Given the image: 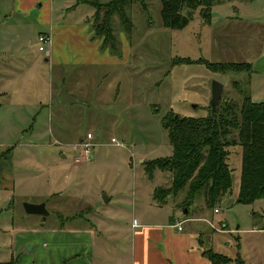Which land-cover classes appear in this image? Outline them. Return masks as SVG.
<instances>
[{"label":"rangeland","instance_id":"rangeland-1","mask_svg":"<svg viewBox=\"0 0 264 264\" xmlns=\"http://www.w3.org/2000/svg\"><path fill=\"white\" fill-rule=\"evenodd\" d=\"M115 1L32 0L36 4L26 13L15 12L9 0L4 2L0 73L15 70L20 76L10 89L23 90L25 98H39L41 104L25 131L10 121L11 112L0 110V264L11 260L13 264H62L67 259L66 264H131L133 233L141 229L139 223L147 222L163 226L164 232L163 238L148 233L153 243L149 246L162 249L166 238L172 249L177 248L175 235L183 233L189 239L186 253L202 258L200 252L211 250L230 258L227 263L218 258L216 264H264V198L252 204L236 201L241 146L230 147L233 189L213 208L202 193L187 206V187L159 204L154 191L169 187L173 175L160 169L153 174L146 171L149 161L173 154L164 124L167 113L207 117L214 80L224 84L220 103H237L239 114L247 95L264 102L260 75L248 68L217 67L212 72L200 63L207 59L225 65L255 59L264 42V22L253 25L240 20L251 6L253 18L263 16L264 0H214L209 14L201 6L192 10L183 29L164 24L163 0H123L125 24L118 13L109 16L107 8ZM189 11L184 8L183 13ZM235 16V21L225 23ZM107 28L115 49L101 33ZM45 32L51 45L40 51L39 36ZM3 41L8 45L3 46ZM63 87L76 95L77 102L59 101ZM88 133L94 136L89 160L79 144ZM29 142L35 144L30 152L23 145ZM62 153H67V159L61 158ZM29 159L40 162L39 181L31 176ZM49 165L65 170L69 178L61 171L56 179L49 178ZM8 166L16 191L5 188ZM24 171L27 175H22ZM21 181L23 189H19ZM39 187L50 189L51 194L37 196ZM24 194L30 197L23 199ZM29 200L46 201L49 215L28 214L24 203ZM87 207L91 215L121 216L120 223L106 221V229L99 224L89 254L86 243L69 228L85 220H68L89 215ZM174 219L183 221L184 231L170 225ZM115 225L123 228L114 231ZM64 226L68 228L61 231Z\"/></svg>","mask_w":264,"mask_h":264},{"label":"trees","instance_id":"trees-1","mask_svg":"<svg viewBox=\"0 0 264 264\" xmlns=\"http://www.w3.org/2000/svg\"><path fill=\"white\" fill-rule=\"evenodd\" d=\"M122 1L116 0L106 8L109 9L110 17L118 13L125 24L126 15L121 8ZM213 4L214 0H163L164 24L169 28L183 29L192 17V10L201 6L209 14ZM184 8H189L190 11L185 14ZM103 32L106 36L105 42H110L111 47L115 49L116 41L110 35L111 30L107 28L101 31ZM186 59L188 63H192L189 58ZM200 63L212 72H217V67H223L225 71L252 69L249 62L223 65L221 62L206 59ZM237 105L233 102L220 103L213 117L211 108L207 117L167 113L164 124L171 139L173 154L149 161L146 165L149 174L160 169L173 175L169 187L161 186L154 191V198L159 204L166 203L170 194H177L187 187V206L202 193L207 205L213 208L233 189V170L229 158L230 147L234 145L242 148L240 189L236 201L252 204L257 199L264 198V102L253 101L251 96L247 95L240 114L236 111ZM202 255L207 257L211 264H216L218 258L222 259L223 263L230 261V258L211 250L203 251ZM7 264H13V260Z\"/></svg>","mask_w":264,"mask_h":264},{"label":"crops","instance_id":"crops-1","mask_svg":"<svg viewBox=\"0 0 264 264\" xmlns=\"http://www.w3.org/2000/svg\"><path fill=\"white\" fill-rule=\"evenodd\" d=\"M34 1H38V0H34ZM248 1V0H246ZM5 0H0V25L1 23H4L2 17L3 15H5L6 10L4 9L3 5ZM11 3L12 8L15 12H20V13H26L28 11H32L31 9L33 8V4L35 5V2H32V0H9V4ZM252 4V3H251ZM264 8V7H263ZM240 10V9H239ZM235 11H238V9H235ZM234 11V12H235ZM263 11V16L261 17H256L253 18V14H255L252 6L251 7H247L246 11H245V18L240 20L241 23L243 21H245V23H249V24H253L257 22H264V9H262ZM251 18H250V17ZM238 17H229L227 19V21L225 23H231L232 21H235L233 19H236ZM250 18V19H249ZM249 19V20H246ZM239 21V19L237 20ZM239 21V22H240ZM5 41L2 42L3 46H7L8 44H4ZM50 55H52L53 58V52L52 50H50ZM3 53H7V52H3ZM46 60H48V57L46 58ZM54 60V58H53ZM245 62H249L250 64H252V69L251 72H253L254 74L260 75L259 77H262V79L264 80V42L263 45L261 47V50L259 51V53L257 54V56L255 57V59H251L250 61H245ZM16 69V68H15ZM261 73V74H260ZM16 76H20L17 74V72L15 70H13V72L10 73H0V110L3 109L5 110L7 113L11 112L12 116L10 117V121H12V123L14 125H18L20 126L22 129V131H25L28 126H30L31 121H32V116L33 113L35 112V109H37L41 104V101L39 98L34 99V98H30L27 99L25 98V94L23 90H11L10 89V84L13 82L14 79H16ZM261 79V78H259ZM74 98H77L76 95L72 92V91H68ZM32 131H34V129H32ZM79 140H82V138H80ZM24 147H27V149L30 152V149L35 148V144L33 143H28V144H23ZM8 146V144L6 145ZM10 156V154L8 155V157ZM61 158L63 159H67V153H62L61 154ZM32 162L28 163L29 169H32L33 171H31L34 180H40L41 177V173H40V162L38 160L35 159H29ZM27 166V167H28ZM49 169L47 170V173L49 174V178L52 177V175L55 177L58 175L57 171H61V173H63L62 171L65 170H61V169H56L53 170V166L49 165ZM8 173H9V185L7 184V186H5V188L7 190L11 191V187L12 191H16L18 189L17 185H16V180L14 177V174L12 171H10L11 166H8ZM22 175H27L25 173V171L23 172ZM64 177L69 178V173L64 172L63 173ZM50 180V179H49ZM24 185H23V181H21V183L19 184V189H23ZM30 192V191H29ZM35 192V191H34ZM36 192L38 193L37 196L41 197L44 196L45 194H47V192H49V194H51L50 189L47 188H40L36 190ZM33 196V195H32ZM30 197V194H24L23 195V199H26ZM109 200V199H108ZM30 201V200H29ZM32 203H39L38 201H30ZM41 202V201H40ZM47 204L46 201H43ZM88 202V201H87ZM90 204V203H89ZM47 206V205H46ZM88 209L86 210V213L89 214L87 216H85V214L83 216H75V217H71L68 220L69 221H74L75 219H82L85 220L84 224L82 225H74V226H69V228L72 231H76V235L78 239H80L81 241H84L86 244L84 246V248H88L90 249L88 252V254L90 252H92V248L94 247V238L96 236V231H99V224L101 223L102 226L101 228L106 229V226L103 227L104 223H106V221H111L114 224L120 223L119 221L121 220V216H111V217H105V216H95V214L93 213L91 215L89 207H87ZM92 211H94L92 209ZM45 219V218H44ZM174 223H176V219H174L173 224L170 225H174ZM123 228L121 226H116L113 227L114 231L119 232L118 228ZM139 227L141 228L139 231H136L135 233H133V253H132V257H131V264H211L210 260L202 255L201 253V257H199V254H190V253H186V246L189 242L188 237L183 234V233H177L175 235L176 243H174L173 245L177 246V248L172 249L171 245L169 244V239L166 241V238L164 240V247L165 250L163 251L162 249H159L157 247L153 246H149L148 243L153 244L152 240L150 237L152 234H158L160 235L161 238H163L162 234L164 232L161 231V229L163 228V226H159V225H152V224H148L147 223H139ZM68 227H62L61 231H64L65 229H67ZM168 228H165V231ZM123 230V229H122ZM184 231V229L182 230ZM181 232V231H179ZM151 234L150 236L148 235ZM166 236V233H165ZM164 236V237H165ZM168 236H171L170 234H168ZM178 242V245H177ZM183 245L185 247H183ZM179 247H183L181 254L179 253ZM174 250V251H173ZM184 254H183V253ZM207 258V259H206ZM68 260V259H67ZM64 261V263L62 264H66V261ZM120 260V259H119ZM119 264H121V262H118Z\"/></svg>","mask_w":264,"mask_h":264},{"label":"water","instance_id":"water-1","mask_svg":"<svg viewBox=\"0 0 264 264\" xmlns=\"http://www.w3.org/2000/svg\"><path fill=\"white\" fill-rule=\"evenodd\" d=\"M224 91V84L220 81L214 80L212 83V97L210 101V108H211V116L213 117L216 113L218 106L220 104V101L222 99ZM59 101L64 103H75L77 100L66 90L65 87L61 88L59 94H58ZM108 200V198H107ZM25 211L28 214H38L42 215L43 217H47L49 215V211L46 208V203H32V202H26L24 203ZM187 210H184V213H186Z\"/></svg>","mask_w":264,"mask_h":264},{"label":"built area","instance_id":"built-area-1","mask_svg":"<svg viewBox=\"0 0 264 264\" xmlns=\"http://www.w3.org/2000/svg\"><path fill=\"white\" fill-rule=\"evenodd\" d=\"M39 50L40 51H46L48 49V47L51 45V36L48 32L42 33L39 36ZM94 138L92 133H88L86 138L81 140V142L79 143L83 148H84V157L85 159L89 160L93 158V155L91 153L90 147L92 146L90 140H92ZM113 142H117V140L115 138L112 139ZM174 227H176L178 229V231H182L183 228V221H178L177 223L174 224Z\"/></svg>","mask_w":264,"mask_h":264}]
</instances>
